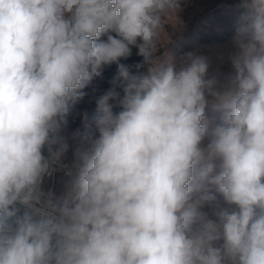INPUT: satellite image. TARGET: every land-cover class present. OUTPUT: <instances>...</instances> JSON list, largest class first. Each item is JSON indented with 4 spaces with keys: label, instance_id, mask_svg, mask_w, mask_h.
Masks as SVG:
<instances>
[{
    "label": "clouds",
    "instance_id": "9594fccd",
    "mask_svg": "<svg viewBox=\"0 0 264 264\" xmlns=\"http://www.w3.org/2000/svg\"><path fill=\"white\" fill-rule=\"evenodd\" d=\"M181 4L0 0V264H264V0L212 74L157 55ZM111 64L57 196L61 123Z\"/></svg>",
    "mask_w": 264,
    "mask_h": 264
},
{
    "label": "rangeland",
    "instance_id": "374dc122",
    "mask_svg": "<svg viewBox=\"0 0 264 264\" xmlns=\"http://www.w3.org/2000/svg\"><path fill=\"white\" fill-rule=\"evenodd\" d=\"M240 2L241 0H182L181 10L178 13L180 23L175 16L169 19V26L162 41L165 45L159 49L157 55L163 57L167 54L178 59L186 52H197L207 57L209 74L217 69L225 73L230 71L231 66L226 57L232 49L231 40L235 34V26L243 11L239 7ZM136 53L137 49L133 48L132 55L127 59H121L120 63L133 66L141 62L143 58ZM132 70L135 71L134 68ZM145 70L141 69V71ZM116 72V64L105 66L102 74L94 77L84 89L86 92L84 99L70 109L65 117L67 123H61L58 134L64 136L69 143V151L62 160L68 162L70 168L75 161V150L84 144L83 140H72L71 135L77 129L81 132L87 131L82 113L85 111L88 113L89 125H91L96 113V99L111 87L110 81ZM206 115L213 118L217 114L209 108L206 109ZM69 179L68 175L59 176L53 186V193L59 196Z\"/></svg>",
    "mask_w": 264,
    "mask_h": 264
},
{
    "label": "built area",
    "instance_id": "2783aa9c",
    "mask_svg": "<svg viewBox=\"0 0 264 264\" xmlns=\"http://www.w3.org/2000/svg\"><path fill=\"white\" fill-rule=\"evenodd\" d=\"M62 163L67 165L68 167L65 169V168H59V166H54L58 170L54 171L51 177L45 178V181H44L45 190H51L53 192V186H55V183L57 179L59 178V176L66 175V172L71 169L68 162H66L65 160H62Z\"/></svg>",
    "mask_w": 264,
    "mask_h": 264
}]
</instances>
